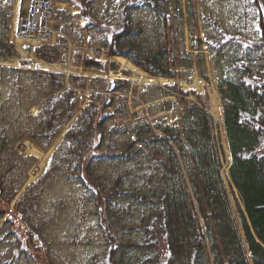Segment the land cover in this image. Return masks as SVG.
<instances>
[{
    "label": "trees",
    "instance_id": "1",
    "mask_svg": "<svg viewBox=\"0 0 264 264\" xmlns=\"http://www.w3.org/2000/svg\"><path fill=\"white\" fill-rule=\"evenodd\" d=\"M75 1L89 19V43L153 75L176 78L181 66L201 68L204 40L215 58L225 46L237 47L229 75L218 78L229 187L220 127L198 91H191L196 99L187 101L176 123L144 116L133 121L130 101L139 103L127 95V80L94 77L83 107L77 86H88L86 75L0 64V219L20 195L5 223L18 220L41 264H61L50 225L57 220L45 215V197L55 178L69 174L94 187L91 201L108 241L103 264H264V0H234L236 14L227 24L203 11L204 39L198 0H185V9L178 4L171 13L166 0H146L164 26L153 40L133 22L136 0H121V20L110 32L92 21L97 0ZM11 16L0 14L1 56L18 53ZM186 21L191 49L181 43ZM66 42L62 36L38 46L35 55L56 62ZM75 56L76 63L102 67L81 51ZM3 79L11 85L4 90ZM167 86L190 95L179 83ZM117 90L124 94L109 93ZM65 129L47 170L24 189L37 155L20 152L18 141L48 148Z\"/></svg>",
    "mask_w": 264,
    "mask_h": 264
},
{
    "label": "rangeland",
    "instance_id": "2",
    "mask_svg": "<svg viewBox=\"0 0 264 264\" xmlns=\"http://www.w3.org/2000/svg\"><path fill=\"white\" fill-rule=\"evenodd\" d=\"M166 1L168 13L175 12L178 4H181L185 9V0ZM72 3L78 2L74 0L72 2L64 3L57 0L55 3L56 10L63 9V11H65L60 12L65 17H68L69 14L72 15V20L70 21L63 20L57 14L59 22L55 21V27L57 30L56 43L58 41L60 42V38L62 36L67 38L70 37L72 40L76 39L78 43H81V39H84L85 41L90 38L87 26L89 19L85 18L81 11V6H78L79 12L77 9L75 10L79 14L74 16L72 10L69 8ZM145 3L146 0H136L135 7L133 9V22L142 28L144 35H146L150 40H153L158 32L164 28V26L161 21L157 19L156 14L152 11V9ZM27 5L28 0H0V14L8 15L10 11L12 12V16L10 18L12 31H15L14 26L18 22V18L24 14L23 12ZM95 5L97 18L92 21H101L104 23L106 31L110 32L111 29L114 28L115 24L121 20V0H97ZM203 11L213 17L219 16L222 21L227 24L228 21L236 14V7L234 0H204L203 10V0H198L199 30L204 39L205 27L202 19ZM183 27L185 28V38L181 41V43L183 44V48L188 47V49H191L187 21ZM13 33L11 32V37L15 43L18 53L13 56L0 55V64L6 66H19L23 67V69H42L37 68L39 66L32 60V58H36V62L43 61L32 53V47L28 44L30 43L32 45V43L26 41L24 38L18 37L17 33ZM63 44L67 47L68 39L67 42ZM203 44L205 61L202 67L200 68L197 63H194L191 67L181 66L179 68L181 72L176 78L173 79L170 77H163L168 81L158 80L157 78H160L161 76L157 77V75H153L123 55H108L105 52V49L99 53L100 55H98V57H94L101 62L102 67L100 68L87 67L83 63H76L77 61L75 59L74 65H79L81 67H73L72 69L75 72L72 73H80L88 77V86H77L81 103L84 105L87 104L91 92L90 82H92L94 77H109L111 79L119 80V78L111 76L113 74L122 73L129 77H132L133 74L139 77L141 76L139 71H141L144 72L142 74H149L148 76L151 79L155 76L157 80L154 78L155 82L152 81L141 84L139 81L132 78L126 79L130 83V90L127 92V95L130 100L132 97L137 98V103H139V105L135 106L130 101L129 118L131 120L139 121L142 116H147L154 121L159 119H164L170 122L175 121L177 119L176 114H182V110L187 101L196 99V96L191 92L192 90H196L203 95L207 106L213 113L214 118L218 121L220 133L222 134L224 141V119L223 116L221 119L216 117L220 115L223 110L218 89V78L219 76L224 78L229 75L230 66L228 65V59L236 54L237 47L233 45L225 46L218 52L215 58L213 53L208 49L205 40ZM27 47H31V50H27ZM95 52L98 53V51ZM82 53L87 55L85 52ZM116 57L126 58L133 63L132 65L137 69L124 66ZM43 62L48 63L46 61ZM51 64H53V67L49 69L54 71L56 70L54 68L61 69L60 67L63 66L60 59L56 62H52ZM116 66L119 68H110ZM189 69L193 70L191 73L192 75L190 74V76L185 79V74ZM205 76L208 77L206 78ZM9 83L10 81L8 79H3L1 81L2 89L4 90L10 87L11 85ZM175 83H179L182 89L189 91L188 93L190 95L183 96L180 90L167 86L175 85ZM214 88H216L218 93L214 91ZM109 93L113 95L124 94L122 91L118 90L110 91ZM38 108V106H33L32 111L36 112ZM59 138L48 148L39 147L36 142L29 138H23L18 141L16 147L20 152L37 155L35 164L28 172V182L37 179L47 170L50 157L58 145ZM224 150L226 153V160L224 161L225 172V169L229 166L231 159L227 156V150ZM46 155L47 157H45ZM227 171L228 168L226 169V172ZM224 175L229 187L226 173H224ZM69 177V174H66L61 175L59 178H55L45 197V207L46 211H48L45 215H48L49 217L53 215V218L57 220L56 222L50 223L53 232L52 240L54 241L55 256L61 264H103L105 261L108 241L101 226L99 216L100 210L96 206V203L91 201V196H93L91 192L94 187L92 184H82L79 181H72ZM230 190L231 189H229V191ZM232 200L234 203V199ZM13 208L14 203L10 205V211ZM79 208L81 209L79 210ZM10 211L5 213V215L0 219V264H41L36 252L33 251L31 245L27 241L28 233L25 232L18 220L15 218L16 224L14 225H12V221L7 224L5 223L6 217ZM162 247L166 249V242L164 240H162ZM136 251L140 253L142 252L140 248H137ZM136 251L134 253L135 255Z\"/></svg>",
    "mask_w": 264,
    "mask_h": 264
},
{
    "label": "built area",
    "instance_id": "3",
    "mask_svg": "<svg viewBox=\"0 0 264 264\" xmlns=\"http://www.w3.org/2000/svg\"><path fill=\"white\" fill-rule=\"evenodd\" d=\"M55 3L54 0H31L24 16L20 19L16 33L19 37L31 40L35 44L52 43L57 35L55 29ZM72 44L69 50L62 51L61 62L66 70L71 66L72 50L78 49ZM91 53L98 50L96 47H85Z\"/></svg>",
    "mask_w": 264,
    "mask_h": 264
},
{
    "label": "bare ground",
    "instance_id": "4",
    "mask_svg": "<svg viewBox=\"0 0 264 264\" xmlns=\"http://www.w3.org/2000/svg\"><path fill=\"white\" fill-rule=\"evenodd\" d=\"M33 53V52H32ZM102 55V54H101ZM30 57V56H29ZM35 57V56H34ZM37 57V56H36ZM38 58V57H37ZM117 58V57H116ZM14 59V58H13ZM16 59V58H15ZM40 59V58H39ZM119 61H121L122 62V64L124 65V66H129L130 68H132V69H137V68H135L132 64L133 63H131L129 60H127L126 58H123V57H119V58H117ZM32 60L36 63V65H38L40 68H43V69H49V68H52L53 67V64H51V63H44L43 61L41 62V61H38V62H36V58L34 59V58H32ZM14 61H17V60H14ZM34 64V63H33ZM142 73H144V72H141V71H139V74L141 75V76H139V77H137V75H135V74H133L132 75V77H129V76H127V75H125V74H122V73H118V74H111L112 76L111 77H114V78H119V79H130V78H132V79H134V80H136V81H139V83H141V84H145V83H148V82H155V80H154V78H155V76H154V78L152 77V79L151 78H149V74L148 75H146V74H142ZM192 75V74H191ZM158 77V76H157ZM156 79V78H155ZM158 80H163V81H168L166 78H157ZM156 79V80H157ZM174 79V78H173ZM217 93V92H216ZM222 113V112H221ZM219 116V115H218ZM218 116H216V117H218ZM45 157H47V155L45 156Z\"/></svg>",
    "mask_w": 264,
    "mask_h": 264
},
{
    "label": "water",
    "instance_id": "5",
    "mask_svg": "<svg viewBox=\"0 0 264 264\" xmlns=\"http://www.w3.org/2000/svg\"><path fill=\"white\" fill-rule=\"evenodd\" d=\"M193 72V70L192 69H189V70H187V72H186V74H185V79H187L189 76H190V74ZM58 143H59V141H58ZM19 198V197H18Z\"/></svg>",
    "mask_w": 264,
    "mask_h": 264
},
{
    "label": "crops",
    "instance_id": "6",
    "mask_svg": "<svg viewBox=\"0 0 264 264\" xmlns=\"http://www.w3.org/2000/svg\"><path fill=\"white\" fill-rule=\"evenodd\" d=\"M30 0H28V3H29Z\"/></svg>",
    "mask_w": 264,
    "mask_h": 264
}]
</instances>
